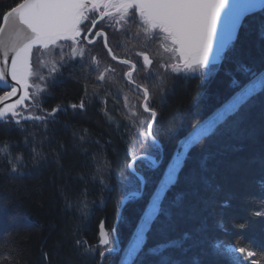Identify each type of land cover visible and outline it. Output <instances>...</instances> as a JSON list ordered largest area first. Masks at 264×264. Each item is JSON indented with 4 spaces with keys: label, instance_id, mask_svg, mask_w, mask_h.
Returning <instances> with one entry per match:
<instances>
[{
    "label": "trees",
    "instance_id": "1",
    "mask_svg": "<svg viewBox=\"0 0 264 264\" xmlns=\"http://www.w3.org/2000/svg\"><path fill=\"white\" fill-rule=\"evenodd\" d=\"M17 2L0 0V13ZM109 43L118 56H125L114 46L113 32ZM94 49L93 54L124 68L111 60L101 40ZM213 70L202 77L169 74L170 95L159 100V116L153 129L160 148L155 144L148 149L151 140L144 148L137 147L140 140H134L133 125L126 117L115 115L121 110L119 97L115 96L117 101L113 102L103 84L98 85L94 79L87 80L86 95L83 73L72 64L62 70L60 81L51 84L52 90L43 97L42 105L50 111L57 105L78 104L84 98L86 106L83 111L69 107L56 114V122L48 125L42 144L45 159L33 165L24 143L28 132L36 133L40 140L45 136L44 129L32 127V122L25 124L24 132L15 125L0 124V145H16L11 152L25 157L27 173H11L8 154L0 151V264H99L98 260L79 255L73 235L96 245L101 224L108 230L114 228L125 247L181 140L250 82L252 73L264 72V11L245 19L237 39ZM105 96L114 104L101 103ZM105 107L113 119L102 111ZM82 129L88 130L85 141L91 143L74 139L73 131ZM133 152L135 157L149 154L157 161L161 156L164 159L158 167L145 159L137 161L135 168L145 177V189L141 197L130 199L121 211L123 197L137 190V176L127 167L135 158ZM93 153L101 162L104 184L94 178L97 169ZM103 161L110 162V166L105 168ZM122 176H129V180ZM140 191L141 185L137 192ZM82 200L87 203V216L80 211ZM226 201L228 206L224 207ZM163 207L166 214L154 225L146 248L188 233L192 237L186 242L189 251L172 252L184 264L189 260L195 264H228L211 248V242L218 239L264 253V215L253 214L264 212V94L242 104L216 134L191 148L177 182L166 193ZM241 223L245 224L243 229L236 227ZM111 236L114 238L113 232ZM116 260L117 255H112L106 264H117ZM142 264H155V260L146 256Z\"/></svg>",
    "mask_w": 264,
    "mask_h": 264
},
{
    "label": "snow or ice",
    "instance_id": "2",
    "mask_svg": "<svg viewBox=\"0 0 264 264\" xmlns=\"http://www.w3.org/2000/svg\"><path fill=\"white\" fill-rule=\"evenodd\" d=\"M257 9L264 11V0H243L241 3L235 0H19L0 13V90H3L0 95V124L15 125L24 132L25 124L32 122V127L44 129L45 136L40 140L36 139V133L28 132L24 143L29 148L33 165L45 159L42 144L47 138L48 125L56 122V114L69 107L83 111L86 104L85 99L81 98L78 104L57 105L49 111L42 107L41 97L50 94L49 85L55 84L63 76L61 69L70 64L79 65L86 95V82L89 79H94L98 85L108 82L119 84L118 77L123 79L128 87L121 85L115 96L122 101L125 117L142 138L137 147L144 148L151 140L147 148L152 149L156 139L152 125L157 112L149 105L157 92L161 98L165 96L169 74L199 73L202 77L211 59L218 58L225 47L231 44L242 18L255 13ZM101 21L104 23L97 28ZM105 27L113 32V44L125 56H118L113 51ZM97 39L102 41L111 60L124 66L122 70L103 62L88 48ZM157 41L159 46L153 48ZM150 52L153 54L150 55ZM10 54L12 58L9 63ZM93 94H96L95 86ZM129 94L135 98V103ZM257 94H264V74L252 73L250 82L241 88L233 103L214 119L197 126L196 132L170 165L165 179L154 193L151 206L126 250L128 264H142L146 256L152 257L155 264H184L175 259L172 252L189 251L186 242L192 237L188 233L180 239L165 238L146 248L154 225L166 214L163 207L166 193L177 182L186 154L191 148L216 134L232 113ZM101 103L107 104V96ZM33 109H38L39 114ZM141 110L148 114L147 124ZM102 111L110 120L113 119L106 107ZM145 124L146 131H141L139 126ZM87 134V129L73 131L74 139L78 138L81 143L92 142L85 141ZM13 147L16 145L3 143L0 151L8 154L11 173L23 176L27 174L25 157L22 154L13 156ZM60 147L63 148V145ZM83 151L87 153V149ZM56 155L58 157L59 154ZM132 155L135 157V152ZM92 159L96 161L97 169L94 178L104 184L101 162L95 153ZM103 165L107 168L110 162L103 161ZM134 165L135 159L127 167L134 170ZM122 179L127 181L129 176H122ZM134 179L139 191L143 181L139 177ZM131 195L135 196L136 193ZM66 203L72 206L67 198ZM80 203L81 214L87 216V203L83 200ZM227 206L226 201L224 207ZM253 214L261 216L264 212ZM236 227L243 229L245 224ZM114 231V228L108 230L101 224L96 245H89L83 237L75 234L73 243L79 255L106 264L107 258L118 251L116 239L111 236ZM192 246H195V242ZM211 248L228 264H264V253L258 254L257 250L249 247H238L234 242L218 239L211 242ZM187 264L195 262L189 260Z\"/></svg>",
    "mask_w": 264,
    "mask_h": 264
},
{
    "label": "rangeland",
    "instance_id": "3",
    "mask_svg": "<svg viewBox=\"0 0 264 264\" xmlns=\"http://www.w3.org/2000/svg\"><path fill=\"white\" fill-rule=\"evenodd\" d=\"M106 32H108L109 33V31H108V29H106L105 30ZM110 33H112V32H110ZM155 47V45H153V48ZM92 49V48H91ZM93 50V49H92ZM35 55H36V53H35V50H34V53H33V58L35 59ZM166 55V54H165ZM223 55H224V53H221L220 54V56H219V58L217 59V60H215V61H211L210 62V65H209V67L207 68V69H205V72L204 73H211L212 71H214L213 69L216 67V66H218L219 64H220V62H221V59H222V57H223ZM107 60V59H106ZM113 66H115V64L114 63H112V62H110ZM122 66V65H121ZM139 66V65H138ZM116 67V66H115ZM77 69H78V67H77ZM80 69V68H79ZM200 75L199 73H189V74H184V73H182V74H180L181 76H185V75ZM119 78L120 77H118V80H119ZM122 80V79H121ZM122 82H123V80H122ZM121 85H123L125 88H127L128 86L126 85V84H124V82H123V84H114V88H116V89H118ZM107 87H109L108 86V83H106V84H103V86H102V88L104 89V88H107ZM31 91V90H30ZM48 91H50V89H48ZM117 90H115V92H116ZM239 93V92H238ZM238 93L233 97V98H231L226 104H224L218 111H216L214 114H213V116H211L210 118H209V120L208 121H210V120H212V119H214L216 116H217V114L218 113H220V112H223L224 110H225V108L227 107V106H229L231 103H233L234 101H235V99H236V97H237V95H238ZM130 95V99L132 100V102L133 103H135L136 101H135V98L134 97H132L131 96V94H129ZM43 96L44 95H42V97H41V99H43ZM152 101V100H151ZM118 102H119V104H121V110H120V107L117 105V103H116V105L118 106V108H119V110L120 111H118V112H115V115L117 114L118 116H120V117H122V118H125V109L123 108V104H122V101L120 100V99H118ZM26 103H30V102H28V101H26ZM42 107L44 108V106L42 105ZM112 109H114V106L113 107H111ZM155 110H156V112H157V117L159 116V112H158V109L157 108H154ZM34 111H36L37 112V114H39V110L38 109H33ZM115 110V109H114ZM141 113H142V110H141ZM142 116L145 118V120H146V124H147V122H148V114L147 113H142ZM127 119V118H126ZM133 119H135V118H133ZM208 121H206L205 123H207ZM204 123V124H205ZM146 124L145 125H143V126H139L140 128H141V131H146ZM203 125V124H202ZM154 125H153V128H152V133L154 132ZM196 132V128L193 130V132H192V134H194ZM154 135V134H153ZM137 137V138H136ZM156 138V137H155ZM142 138L139 136V134L137 133V131H136V128L134 127V140H135V142L137 143L139 140H141ZM190 139V138H189ZM155 140H157V139H155ZM188 141H186V142H184V141H181L180 143H179V146H178V150H177V152L174 154V156L172 157V159H171V161L168 163V165H167V168H166V170L164 171V173H163V175H162V178H161V180H160V182H159V184H158V186H157V189L156 190H158V188H159V185L163 182V180L165 179V177H166V174H167V170H168V168L170 167V165L171 164H173L174 162H175V159H176V157H177V155L183 150V148H184V145L187 143ZM160 143V142H159ZM156 144V143H155ZM159 148L161 147V144L160 145H158V144H156ZM161 150V149H160ZM159 153H161V152H159ZM143 155V154H142ZM149 155V154H148ZM140 156V155H139ZM136 158V157H135ZM156 160H157V158H155ZM153 165V164H152ZM154 166V165H153ZM133 192H137V190H133V191H130L128 194H126L125 195V197L127 196V195H130V194H132ZM124 198V197H123ZM152 200V199H151ZM150 206H151V202L149 203V206H148V208H147V211L149 210V208H150ZM146 211V212H147ZM145 215V214H144ZM144 217V216H143ZM143 220V219H142ZM142 222V221H141ZM141 222H140V224H141ZM140 224L138 225V227L140 226ZM138 227H137V229H138ZM137 229L135 230V232H134V234L136 233V231H137ZM134 234L131 236V238H130V240H129V242H128V244H127V246H126V248H118L119 250L116 252V253H114L113 255H117V260H116V263L117 264H128V261H127V259H126V250H127V248H128V246H129V244H130V242L134 239ZM111 257V256H110ZM110 257H108V258H110Z\"/></svg>",
    "mask_w": 264,
    "mask_h": 264
},
{
    "label": "water",
    "instance_id": "4",
    "mask_svg": "<svg viewBox=\"0 0 264 264\" xmlns=\"http://www.w3.org/2000/svg\"><path fill=\"white\" fill-rule=\"evenodd\" d=\"M235 2H237V3H241V2H243V0H235ZM260 11H261L260 9H257V10L255 11V13H258V12H260ZM255 13H250V14H248L247 16H245L244 18H242V20H241V22H240V25L238 26V29H237L236 35H235V37H234V39H233L232 42H234V41L237 39L238 34H239V32H240V30H241V28H242V25H243L245 19H246L247 17H249V16L255 14ZM232 42H231V43H232ZM228 46H229V45H228ZM228 46H226L225 49H224L223 51H225V50L228 48ZM223 51H222V52H223ZM222 52H221V53H222ZM11 58H12V57H11V54H10V55H9V63H10V61H11ZM218 58H219V57H218ZM218 58H215V57H214V58L211 59V61H215V60H217ZM0 60H2V54H0ZM211 61H210V62H211ZM8 79H9V81L11 80L10 76L8 77ZM12 83H14V82H12ZM5 90H10V89H5ZM14 99H15V97L12 98V100H14ZM8 102H11V101H8ZM156 120H157V117H156ZM155 122H156V121H155ZM155 122L153 123V125L155 124ZM153 125H152V128H153ZM155 143L158 144V145H160L159 141H157V140H155ZM139 159H147V160L151 161L155 166H158V165L161 164V160H160V161H156L155 158H153V157H151V156H148V155H141V156L136 157V158H135V162H136L137 160H139ZM130 169H131V172H132V173H134L137 177H139V178L142 179L143 183H142L141 185H142V193H143V191H144V186H145V178H144L140 173H138V172L136 171L135 167H134V170H133V168H130ZM142 193H136L135 196L140 197V196H142ZM131 197H133V196L130 194V195H127L126 197L123 198V200H122V208H121V211L123 210L124 206L127 204L128 200H129ZM121 211H120V215H121ZM120 215H119L118 221L120 220ZM118 221H117V222H118ZM114 235L116 236V230L114 231Z\"/></svg>",
    "mask_w": 264,
    "mask_h": 264
},
{
    "label": "bare ground",
    "instance_id": "5",
    "mask_svg": "<svg viewBox=\"0 0 264 264\" xmlns=\"http://www.w3.org/2000/svg\"><path fill=\"white\" fill-rule=\"evenodd\" d=\"M97 42V41H96ZM88 48L91 50V51H95V50H97V49H94V48H96V43L94 44V45H88ZM94 49V50H92V49ZM100 58V57H99ZM101 59V58H100ZM103 62H105L104 61V59H101ZM77 67H79V65H76ZM80 68V67H79ZM118 69H120V67H117ZM122 70V69H121ZM262 74H264V72L262 73ZM261 75V74H260ZM119 83L120 84H122L121 83V78H119ZM249 83V81L246 83V84H244L243 86H245V85H247ZM242 86V87H243ZM241 87V88H242ZM107 89V92H109V93H112V94H114V95H109L108 96V98H110V99H112L113 100V102H115V101H117L119 98H117V100H116V98H115V90H117L116 88H109V87H107L106 88ZM240 91H241V89H240ZM239 91V92H240ZM165 94H166V96H168L169 97V95H170V89L167 87L166 88V92H165ZM165 98H161L160 97V95L158 94V92H157V94L156 95H154V97H153V99H152V101H151V103H150V107H152V108H154L153 107V105H156V108L157 107H159L160 106V101H163ZM160 100V101H159ZM112 101H110V100H107V104L106 105H109V104H112L113 103ZM114 104V103H113ZM121 107V106H120ZM209 120V119H208ZM208 120H206V121H208ZM133 130H134V127H133ZM131 132H132V129H131ZM193 132V131H192ZM192 132H190L184 139H182L181 141H184V142H186V141H188L189 140V138H191L192 137ZM158 141V140H157ZM144 155H148V154H144ZM148 156H151V157H153V158H155L154 156H152V155H148ZM138 157V156H137ZM135 159V158H134ZM163 159H164V156H161V158L159 159V161L161 160V164H162V162H163ZM137 161H139V160H137ZM137 161L135 162V164L137 163ZM157 161V160H156ZM132 162V161H131ZM130 162V163H131ZM160 164V165H161ZM160 165H158V166H160ZM134 167H135V165H134ZM128 169H129V171L131 172V169H130V167H128ZM138 172V171H137ZM139 173V172H138ZM157 190H155V192H156ZM154 192V193H155ZM136 193H142V190L140 191V192H136ZM154 195V194H153ZM153 197V196H152ZM152 197H151V199H152ZM151 199H150V202H151ZM149 202V203H150ZM114 238L116 239V246H117V248H126V246H127V244H126V246L125 247H123V246H121V243H120V241H119V238H118V235H117V232H116V236H114ZM118 249V250H119Z\"/></svg>",
    "mask_w": 264,
    "mask_h": 264
},
{
    "label": "flooded vegetation",
    "instance_id": "6",
    "mask_svg": "<svg viewBox=\"0 0 264 264\" xmlns=\"http://www.w3.org/2000/svg\"><path fill=\"white\" fill-rule=\"evenodd\" d=\"M93 15H95V14H93ZM103 23H104V22L101 21L100 24L97 25V28H99ZM106 29H108V28L105 27V28H104V31H105ZM108 31L111 32V30H109V29H108ZM109 36H110V33H109ZM99 44H100V39H97L96 45H99ZM155 45L159 46V41H157V43H156ZM104 61H105V63H109V64H111V63H110L108 60H106V59H104ZM63 69H64V68H63ZM63 69H61V71H62ZM62 72H63V71H62ZM60 79H61V77H60L57 81H60ZM60 83H62V81H61ZM108 86H109V88H114V84L111 83V82H108ZM49 88H50V90H52L51 85H49ZM46 96H47V95H46ZM46 96H43V97H46Z\"/></svg>",
    "mask_w": 264,
    "mask_h": 264
}]
</instances>
